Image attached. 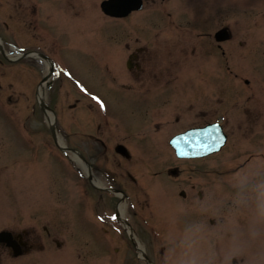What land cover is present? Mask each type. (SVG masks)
<instances>
[{
	"label": "rangeland",
	"instance_id": "obj_1",
	"mask_svg": "<svg viewBox=\"0 0 264 264\" xmlns=\"http://www.w3.org/2000/svg\"><path fill=\"white\" fill-rule=\"evenodd\" d=\"M101 1L0 0V35L5 43L44 50L65 64L102 92L122 120L124 93L114 90L111 80L107 84L104 74L125 73L116 82L124 81L125 89L138 85L154 95L160 92L146 97L140 107L135 104L138 114L129 109L139 122L124 125L119 134L112 131L126 136L136 154L148 157L146 166L134 160L131 168L119 169L116 154L98 162L110 164L121 177L124 171L128 190L142 201L139 216L157 224L159 237L149 234V222L146 229L135 221L138 237L154 263L232 264L234 258L246 256V264H264V0L166 1L171 18L160 8L153 13L148 2L127 25L103 21L108 30L103 28L100 34L91 28L101 23L95 6L97 14L104 16ZM73 4L75 16L67 12ZM33 5L54 24L60 35L54 36L65 48L59 49L50 36L48 43L40 27L33 29L42 22L41 15H31ZM227 24L234 29L235 40L225 44L223 56L209 35ZM108 42L113 50L104 47L111 49ZM127 42L150 47L143 59V79L128 74ZM157 42L160 49L155 48ZM6 50L11 56L20 52L7 44ZM14 57L7 59L0 53V230H27L36 242L29 255L17 259L0 252V264H145L125 237L93 217L98 193L86 186L57 150L39 107L40 83L49 67L38 59L13 61ZM91 58L100 63L99 68L93 67ZM253 75L257 81L248 87L243 80ZM66 79L63 74L56 78L48 99L61 128L71 133L65 135L70 145L92 156L94 142L81 132L95 129L98 119L92 112L96 111L80 86ZM157 106L162 109L153 114ZM216 118L224 121L226 147L204 161L178 160L168 138ZM113 133L106 130L112 138L109 145L125 143L116 141L119 138ZM142 136L149 141H140ZM169 166H179L182 176L192 182H175L167 172L155 177ZM128 171L138 172L139 178L152 176L149 189L137 190L126 177ZM181 191H186V197ZM133 214L128 210L129 217Z\"/></svg>",
	"mask_w": 264,
	"mask_h": 264
},
{
	"label": "flooded vegetation",
	"instance_id": "obj_2",
	"mask_svg": "<svg viewBox=\"0 0 264 264\" xmlns=\"http://www.w3.org/2000/svg\"><path fill=\"white\" fill-rule=\"evenodd\" d=\"M166 1H171V0H144V8L145 5L150 2L153 4V13L154 11H156V8H160L162 10H160L161 12L163 11L164 13L167 14V16L169 18L173 17V13L167 9L166 7ZM65 6V5H64ZM69 8L71 9V14H73L74 9H75V4L69 6ZM143 10L139 11V12H133L129 17L125 18L124 20L129 19L131 16H133L135 13H141L144 11ZM64 9V8H63ZM158 12V14H160L162 17H164V15ZM78 12H76L77 14ZM74 15V14H73ZM170 23H172V21H169ZM224 26V25H222ZM220 26V27H222ZM220 27H218L216 30H218ZM124 33H128V29L124 26ZM138 30V29H137ZM216 30L214 31V33L216 32ZM143 33V32H141ZM209 36H212V38L214 39L213 35L210 34ZM140 38V37H139ZM139 38H137L139 40ZM140 43V40L137 42ZM134 43H125V49L129 50V52H127V60L130 59L131 60V66H132V70L135 69V72H137L136 77L138 79H143L144 77V68H143V61L145 60L146 56H147V51L149 50L150 47H148L146 44H137L135 46H133ZM162 46L159 42H157V44L155 45L156 49H160ZM144 59V60H143ZM100 138H96V140H98ZM96 157V155L94 156ZM123 179H124V175H123ZM125 188L127 187V182H123ZM132 187V186H131ZM36 241H33L32 237L29 235V232H25V233H18V232H14V234L11 237V242H4L1 241L0 242V252H3V255L13 258V259H17L20 258L22 256L25 255H29L30 251L33 249V247L35 246ZM12 245H17L19 247H21V249L23 250L22 255L19 257L15 256V252L13 250ZM222 247V246H221ZM226 252V251H225ZM246 257V256H245ZM245 257H242V259H238V258H234L232 260V264H246V259ZM250 262V261H249Z\"/></svg>",
	"mask_w": 264,
	"mask_h": 264
},
{
	"label": "water",
	"instance_id": "obj_3",
	"mask_svg": "<svg viewBox=\"0 0 264 264\" xmlns=\"http://www.w3.org/2000/svg\"><path fill=\"white\" fill-rule=\"evenodd\" d=\"M141 6L140 0H109L104 2L103 9L106 12L112 13V14H118L115 13L113 10L114 8H120L122 11L124 9V15L128 14L131 10L137 9ZM203 136L209 138V141H204L206 144H198L196 141L195 144H190L188 147L190 151L189 153H186L185 156H201L210 154L212 152L218 151L223 144L226 141V137L221 132V129L214 127L208 128L203 130ZM183 142L184 144L188 141H177L176 146H180V150L185 151L186 149L183 148ZM11 238V234L9 232H2L0 233V241L2 240H8Z\"/></svg>",
	"mask_w": 264,
	"mask_h": 264
},
{
	"label": "bare ground",
	"instance_id": "obj_4",
	"mask_svg": "<svg viewBox=\"0 0 264 264\" xmlns=\"http://www.w3.org/2000/svg\"><path fill=\"white\" fill-rule=\"evenodd\" d=\"M45 85H46V84L44 83V84L41 86V88H40V91H39V96H40V98H44V97L46 96ZM50 118H51L52 120L54 119V117H53L52 114H50ZM62 143H63V142H62ZM94 182H95L97 185H101L100 182H99L97 179H95ZM120 211H121L122 215H123V214L125 215V205H124L123 203L120 205ZM135 240H136L138 246H139L141 249H143V246H142L141 241H140L137 237H135Z\"/></svg>",
	"mask_w": 264,
	"mask_h": 264
}]
</instances>
